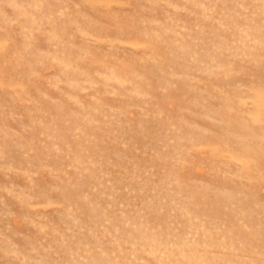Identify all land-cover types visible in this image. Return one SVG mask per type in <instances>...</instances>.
Wrapping results in <instances>:
<instances>
[{
    "label": "rangeland",
    "instance_id": "1",
    "mask_svg": "<svg viewBox=\"0 0 264 264\" xmlns=\"http://www.w3.org/2000/svg\"><path fill=\"white\" fill-rule=\"evenodd\" d=\"M0 264H264V0H0Z\"/></svg>",
    "mask_w": 264,
    "mask_h": 264
}]
</instances>
